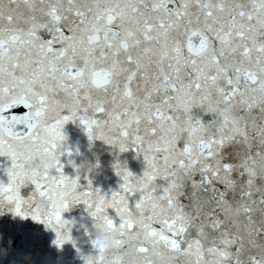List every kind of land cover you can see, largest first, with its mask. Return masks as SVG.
Listing matches in <instances>:
<instances>
[{
    "label": "snow or ice",
    "instance_id": "obj_1",
    "mask_svg": "<svg viewBox=\"0 0 264 264\" xmlns=\"http://www.w3.org/2000/svg\"><path fill=\"white\" fill-rule=\"evenodd\" d=\"M68 122L142 174L117 163L118 191L81 189ZM0 157V214L57 245L84 205L166 264H264V0H0Z\"/></svg>",
    "mask_w": 264,
    "mask_h": 264
},
{
    "label": "water",
    "instance_id": "obj_2",
    "mask_svg": "<svg viewBox=\"0 0 264 264\" xmlns=\"http://www.w3.org/2000/svg\"><path fill=\"white\" fill-rule=\"evenodd\" d=\"M198 115V113H196ZM207 121L209 116H203ZM65 141L60 157L63 173L69 178L79 177L81 189L89 183L105 198L119 190L120 178L114 165L126 166L133 175H141L143 160L129 150H118L103 141L89 139L79 122H68L62 129ZM11 161L0 157V183L7 184L6 169ZM109 215L114 216L109 210ZM70 239L57 245V235L43 223L30 217L21 219L9 212L0 214V264H86V258L95 256L91 232L94 219L84 205H73L62 213Z\"/></svg>",
    "mask_w": 264,
    "mask_h": 264
},
{
    "label": "clouds",
    "instance_id": "obj_3",
    "mask_svg": "<svg viewBox=\"0 0 264 264\" xmlns=\"http://www.w3.org/2000/svg\"><path fill=\"white\" fill-rule=\"evenodd\" d=\"M91 237L96 250L95 256L88 257L91 264H166V253L161 247L140 253L128 240H120L99 218L94 219Z\"/></svg>",
    "mask_w": 264,
    "mask_h": 264
}]
</instances>
